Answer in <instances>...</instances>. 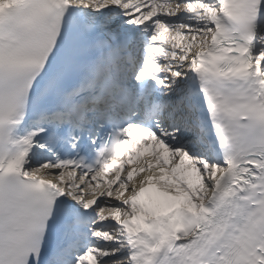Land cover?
<instances>
[{
    "label": "snow or ice",
    "instance_id": "1",
    "mask_svg": "<svg viewBox=\"0 0 264 264\" xmlns=\"http://www.w3.org/2000/svg\"><path fill=\"white\" fill-rule=\"evenodd\" d=\"M0 264H264V0H0Z\"/></svg>",
    "mask_w": 264,
    "mask_h": 264
}]
</instances>
